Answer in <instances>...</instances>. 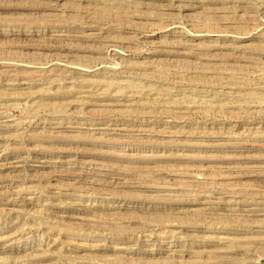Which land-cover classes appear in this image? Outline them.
I'll return each mask as SVG.
<instances>
[{
  "label": "rangeland",
  "instance_id": "obj_1",
  "mask_svg": "<svg viewBox=\"0 0 264 264\" xmlns=\"http://www.w3.org/2000/svg\"><path fill=\"white\" fill-rule=\"evenodd\" d=\"M0 264H264V0H0Z\"/></svg>",
  "mask_w": 264,
  "mask_h": 264
}]
</instances>
